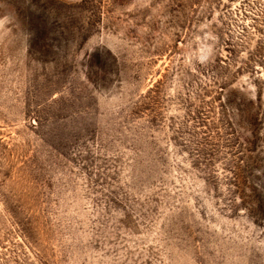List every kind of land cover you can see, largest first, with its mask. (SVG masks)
I'll list each match as a JSON object with an SVG mask.
<instances>
[{
    "label": "rangeland",
    "instance_id": "obj_1",
    "mask_svg": "<svg viewBox=\"0 0 264 264\" xmlns=\"http://www.w3.org/2000/svg\"><path fill=\"white\" fill-rule=\"evenodd\" d=\"M0 264H264V0H0Z\"/></svg>",
    "mask_w": 264,
    "mask_h": 264
}]
</instances>
